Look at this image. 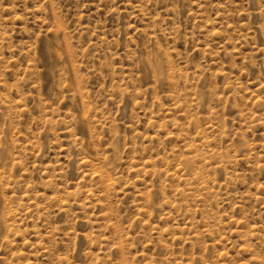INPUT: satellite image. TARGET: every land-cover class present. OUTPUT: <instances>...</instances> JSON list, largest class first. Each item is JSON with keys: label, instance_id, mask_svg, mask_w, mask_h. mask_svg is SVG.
<instances>
[{"label": "rangeland", "instance_id": "rangeland-1", "mask_svg": "<svg viewBox=\"0 0 264 264\" xmlns=\"http://www.w3.org/2000/svg\"><path fill=\"white\" fill-rule=\"evenodd\" d=\"M0 264H264V0H0Z\"/></svg>", "mask_w": 264, "mask_h": 264}]
</instances>
